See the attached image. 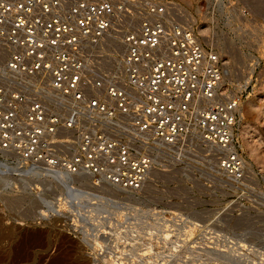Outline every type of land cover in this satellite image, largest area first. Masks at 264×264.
Returning a JSON list of instances; mask_svg holds the SVG:
<instances>
[{"label": "built area", "instance_id": "obj_1", "mask_svg": "<svg viewBox=\"0 0 264 264\" xmlns=\"http://www.w3.org/2000/svg\"><path fill=\"white\" fill-rule=\"evenodd\" d=\"M0 50L1 160L135 192L159 146L195 141L221 177L244 181L236 130L247 85L231 81L179 2L0 0ZM132 212L118 237L105 230L86 245L88 264H215L225 254L213 249L237 246L188 209ZM211 249L217 260L198 258Z\"/></svg>", "mask_w": 264, "mask_h": 264}, {"label": "rangeland", "instance_id": "obj_2", "mask_svg": "<svg viewBox=\"0 0 264 264\" xmlns=\"http://www.w3.org/2000/svg\"><path fill=\"white\" fill-rule=\"evenodd\" d=\"M175 1L195 19L200 41L226 62L231 81L247 85L236 130L245 161L244 181L236 184L218 178L221 175L213 159L205 157L207 151L201 146L199 151L192 141V145L186 142L157 151L150 183L136 193L106 185L91 192L102 196L100 202H105V207L115 205L122 213L153 207L194 211L196 217L208 219L237 245L230 250L251 259L260 258L258 262L264 264V0H237L229 10L206 0ZM8 164L13 167L18 161L12 159ZM10 178L9 186L0 181V264H77V260L88 264L82 241L84 225L69 207L72 203L63 187L51 178V188L44 187L38 182L48 179L44 174L28 177L24 185L15 180L17 177ZM61 202L70 203L61 208L64 215H53L49 209ZM82 202L95 207L86 198L72 208L81 209L78 204ZM43 213L48 215L42 217Z\"/></svg>", "mask_w": 264, "mask_h": 264}, {"label": "bare ground", "instance_id": "obj_3", "mask_svg": "<svg viewBox=\"0 0 264 264\" xmlns=\"http://www.w3.org/2000/svg\"><path fill=\"white\" fill-rule=\"evenodd\" d=\"M3 58H4V56L0 50V66L3 63ZM157 149H159V152H161L162 146H159V148H157ZM199 151H201L200 147H199ZM14 160L18 161V159H16V158H14ZM21 168H22V166L19 165V161H18V164H16V166L12 167V166H9V164L5 160L0 159V181L4 182L5 184H7L9 186L10 184H12L11 183L12 178H10V177H17V179H15V180L20 181V183H22L24 185L27 181H29V180H27L28 177H31L32 175H36V177H39L40 174H44L45 177H48V179L47 178L41 179L38 182H40L44 187H46L48 189V188H51V186H52V180L55 181L57 186L63 187L65 194L68 196L70 203H72V206H74L75 202L78 203V201H84L86 198H87V200H90V202H92L94 204V206L96 208L91 207V203H89V205H87L86 202H82L81 204H78L82 208L79 210L78 209L75 210L72 208V206H69V204H70L69 202H68L69 204L68 203L65 204V203L61 202L59 204L57 203V205H55L49 209V211H51V213L53 212V215L62 217V214L64 215V213L62 212L61 208L63 206H65V207L69 206L76 213L77 217L79 218L78 221H80L81 224L84 225L82 227L85 230V232H84L85 234H84V237L82 238V241L86 245H88L91 248V250H94L99 244L98 243V241L100 239L99 233L102 234L103 232H105V230L106 231L108 230L107 232H109L111 237H114V236L118 237L119 236L118 235L119 231L121 230V227L123 226V222H124V221H121L124 214L119 211L120 207H117L115 205L114 206L107 205V204L105 207L104 206L105 202L102 201L104 204L102 202H100L102 196H100L98 194V192H97V194H95V192L94 193L91 192V191H94L95 189H98V188L93 186L92 184H90V182H87L85 178H77L71 182H68L69 179L65 175L59 174V175L53 176L49 171L44 169L42 166L33 167V168H22L23 170H21ZM151 173L152 172L150 171L148 177L150 176ZM220 177L221 176H219L218 178H220ZM49 178H51L52 180H50ZM75 181H77V182H75ZM81 181H86V183L88 185L79 184V183H82ZM149 183H150V178L144 183L143 186H145ZM111 190H113V189H111ZM102 194H103V192H102ZM88 198H90V199H88ZM113 204H116V203H113ZM128 207H130V206H128ZM123 210H124V208H123ZM95 214H97L96 215L97 217L95 216ZM41 215H42V217H46L48 215V213H43ZM93 216H94V218H93ZM112 218H114L115 220L111 221ZM131 227H132V231H136V229L133 225ZM88 229L91 231V233H86L88 231ZM224 248H225V246H223V248H221V249H219V248L213 249V251L215 250V252H221V253L225 254V257H224L225 259L222 258L221 263H219L217 261L215 264H231V263H235V264H260L259 262H260V260H262L260 258L251 259L248 256H246L245 254L241 256V252L239 253L237 250H236L237 252L233 251V249H231L232 250L231 251L230 247H229V249H226V248L224 249ZM175 249L176 248L174 247V248L170 249V251L173 252ZM151 250H153L152 247H149V248L146 247V251H151ZM182 251H183L182 252L183 254H187V255L190 252L188 249H182ZM211 251H212V249H211ZM213 251L211 254H206L205 252L200 251V256L198 255V258L199 257L201 258L202 255H206V258H204L205 260H210V259L217 260V258H215V253H213ZM210 256H213V257H210ZM262 256L263 255H260L259 257H262ZM134 257H136V256H134ZM241 257H243L245 259L243 262L240 259ZM182 258H184V256H181V259ZM247 259H249V260H247ZM110 262H111V264H113L112 261H110ZM76 263L79 264L80 262L77 260Z\"/></svg>", "mask_w": 264, "mask_h": 264}]
</instances>
